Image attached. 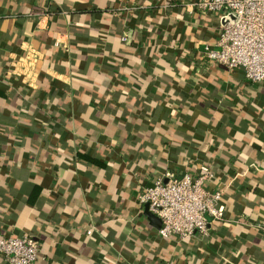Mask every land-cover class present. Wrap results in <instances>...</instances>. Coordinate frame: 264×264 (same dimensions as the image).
I'll use <instances>...</instances> for the list:
<instances>
[{
	"label": "crops",
	"instance_id": "obj_1",
	"mask_svg": "<svg viewBox=\"0 0 264 264\" xmlns=\"http://www.w3.org/2000/svg\"><path fill=\"white\" fill-rule=\"evenodd\" d=\"M197 1L0 0V232L35 264H264V82L205 59ZM203 168L223 217L161 237L139 191Z\"/></svg>",
	"mask_w": 264,
	"mask_h": 264
},
{
	"label": "built area",
	"instance_id": "obj_2",
	"mask_svg": "<svg viewBox=\"0 0 264 264\" xmlns=\"http://www.w3.org/2000/svg\"><path fill=\"white\" fill-rule=\"evenodd\" d=\"M192 5L202 12L218 13L221 23L217 41L203 47L205 59L229 69L241 68L252 82H264V0H198ZM214 179L215 172L209 168L195 175L168 170L139 191L138 201L148 204L160 218L158 233L163 238L184 241L196 234L207 235L210 218L223 217L222 190L209 189ZM39 253L40 243L34 236L0 232V254L8 264H35Z\"/></svg>",
	"mask_w": 264,
	"mask_h": 264
},
{
	"label": "water",
	"instance_id": "obj_3",
	"mask_svg": "<svg viewBox=\"0 0 264 264\" xmlns=\"http://www.w3.org/2000/svg\"><path fill=\"white\" fill-rule=\"evenodd\" d=\"M145 214L147 215V217L152 221V223L157 226L160 227L161 226V220L158 216H156L155 214H153L150 210H149V205L145 204Z\"/></svg>",
	"mask_w": 264,
	"mask_h": 264
},
{
	"label": "trees",
	"instance_id": "obj_4",
	"mask_svg": "<svg viewBox=\"0 0 264 264\" xmlns=\"http://www.w3.org/2000/svg\"><path fill=\"white\" fill-rule=\"evenodd\" d=\"M139 89H140V88H139ZM165 103H166V102H165ZM165 103H164V104H165ZM170 103H171V102H170ZM221 201H222V199H221Z\"/></svg>",
	"mask_w": 264,
	"mask_h": 264
}]
</instances>
